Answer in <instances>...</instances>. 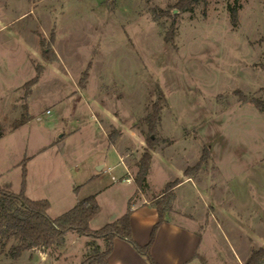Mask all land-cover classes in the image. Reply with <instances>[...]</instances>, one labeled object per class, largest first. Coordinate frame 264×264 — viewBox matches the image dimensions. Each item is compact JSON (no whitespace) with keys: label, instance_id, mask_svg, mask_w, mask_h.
<instances>
[{"label":"rangeland","instance_id":"1","mask_svg":"<svg viewBox=\"0 0 264 264\" xmlns=\"http://www.w3.org/2000/svg\"><path fill=\"white\" fill-rule=\"evenodd\" d=\"M235 3L0 0L2 188L20 193L27 158L26 194L49 200L55 219L75 205L76 187L103 172L81 194L99 193L90 228L101 229L127 211L134 187L122 179L124 166L135 178L148 147L145 119L158 105L145 196L198 233L190 264H238L233 252L247 255L246 264L264 249L263 224L253 231L264 223V0H241L236 27ZM25 106L31 120L13 130ZM205 148L210 158L197 168ZM187 178L198 193L188 184L162 197L167 184ZM107 183L114 187L100 192ZM17 244L0 248V264H82L105 250L74 232L61 246L14 257Z\"/></svg>","mask_w":264,"mask_h":264},{"label":"trees","instance_id":"2","mask_svg":"<svg viewBox=\"0 0 264 264\" xmlns=\"http://www.w3.org/2000/svg\"><path fill=\"white\" fill-rule=\"evenodd\" d=\"M241 0H236L235 5L230 6V16L234 27L238 25V12L241 7ZM38 76L30 80L24 86L29 94L32 87L38 83L41 74L40 68H37ZM159 107L155 106V113L145 119L149 126V134L147 135V150L138 164V172L134 178L138 192H146L148 189L147 177L151 168L153 151L159 143L157 138V124L160 121L158 114ZM31 120L28 113V106L24 107L23 114L20 119L15 121L12 129L16 130ZM4 136V131L0 128V139ZM109 141L115 145V140L110 137ZM210 154L207 148L204 149L201 160L197 166L200 168L204 161L209 160ZM27 161L25 158L21 166L22 188L20 193L15 194L2 188L0 185V248L5 250L10 241H17V245L12 246L13 256L18 257L25 251L33 249H52L65 243L66 235L69 232L77 233L79 236L88 237L94 241L102 240L105 243V250L95 249L94 253L88 256L82 264H110L109 257L114 250V242L116 239H124L131 243L138 253L143 255L150 264H157L154 260L151 247L155 237V233L159 226L165 221L166 215L164 208L160 207L157 202L159 221L154 227L151 242L145 246L137 244L132 237L131 232V207L127 213L117 221L107 224L99 230H92L90 222L99 214L100 207L96 200V196H90L79 201L75 207L68 212L52 219L48 216L51 203L47 199L32 200L26 195L27 187ZM177 183L167 184L166 190L162 197H165ZM130 201V206H131ZM264 249L253 252L251 258L246 264H264Z\"/></svg>","mask_w":264,"mask_h":264},{"label":"crops","instance_id":"3","mask_svg":"<svg viewBox=\"0 0 264 264\" xmlns=\"http://www.w3.org/2000/svg\"><path fill=\"white\" fill-rule=\"evenodd\" d=\"M25 15L26 13L22 15L21 17ZM3 137L0 140H2ZM109 145H111L113 148L116 149L117 153L120 156V161H121L122 156L118 151L117 145L116 144L112 145L111 143H109ZM50 146H52V144ZM29 162L27 161V163ZM96 168L97 170H99V172H102V170L105 168V164L98 165ZM126 168L127 167L124 166L125 175L122 179H125L129 185L134 187L131 193L130 201L132 199L133 200L131 202V206H130V201H129L128 208H127V211H128L129 207H131V212H132L131 220H130L132 237H133V240L137 244L141 246H145L151 242L154 227L159 221L158 206L155 204L154 198H147L145 196L146 195L145 192H138L137 186L135 185L134 178L132 176L131 178L129 177L126 178L127 177ZM107 171H111V168L110 167L107 168ZM104 175L105 174L103 172L91 174L87 177L85 182L81 183L78 187L74 189V191L77 193L75 205L79 201H82L90 196H96V200L98 202L97 195L99 193H96L95 195H90L83 199H81L82 198L81 194L84 191V189H87V187L89 185H92L93 182L103 179ZM28 176H29V173H28ZM28 176H27V179H28ZM114 179L115 178L113 176L112 181ZM127 179H130V181H127ZM188 184L193 185V190L198 193V190H199L198 186L193 182L191 178H187V179L177 182V185L174 187V191L181 190ZM113 185H114L113 183L111 184L107 183V187L105 189H102V191L100 192H104L106 194L107 191H109V189L114 187ZM75 205L73 207H75ZM214 210H215V207H214ZM100 212H101V208H100ZM257 223L258 224L254 226L253 231L254 230L256 231L255 227H258L257 230H260L261 228L260 224H263L264 226V223H261L260 220ZM107 224H110V223H107ZM197 234L198 233L196 231L191 230L188 226H185L184 224L179 223V221L177 222V221L171 220L166 216L165 221L157 229L153 243H152L151 253H152L154 260L156 261L157 264H190L193 261L197 260V258L199 257L198 250L202 242L201 238L199 239ZM189 241L191 242L190 254L188 250ZM187 253L189 254L188 255L189 257H187ZM233 253H234L233 256L238 264H243V262H245V260L248 258L247 255L243 257L237 254L236 252H233ZM206 259L209 260L208 257H206ZM109 263L110 264H146V258L143 255L139 254L128 241L124 239H116L114 242V250L109 257Z\"/></svg>","mask_w":264,"mask_h":264},{"label":"built area","instance_id":"4","mask_svg":"<svg viewBox=\"0 0 264 264\" xmlns=\"http://www.w3.org/2000/svg\"><path fill=\"white\" fill-rule=\"evenodd\" d=\"M127 181H130V179H127Z\"/></svg>","mask_w":264,"mask_h":264}]
</instances>
